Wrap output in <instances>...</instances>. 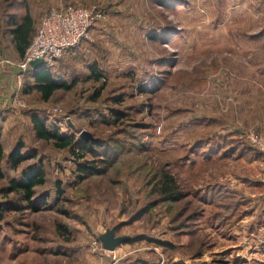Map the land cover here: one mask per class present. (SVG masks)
I'll return each instance as SVG.
<instances>
[{"label":"rangeland","instance_id":"374dc122","mask_svg":"<svg viewBox=\"0 0 264 264\" xmlns=\"http://www.w3.org/2000/svg\"><path fill=\"white\" fill-rule=\"evenodd\" d=\"M72 4L102 12L98 40L112 52L92 102L15 93L0 105L2 151L23 143L19 119L22 152L36 155L17 171L7 154L0 162V264H264V156L245 140L264 138V0H0V57L16 61L7 29L21 13L40 21ZM73 51L51 69L57 80L62 64L79 73ZM33 111L61 133L91 134L112 169L80 183L77 163L92 158L37 143ZM33 164L44 174L36 212L6 190ZM162 173L180 200L162 195ZM110 229L128 237L112 252L99 241Z\"/></svg>","mask_w":264,"mask_h":264},{"label":"trees","instance_id":"16d2710c","mask_svg":"<svg viewBox=\"0 0 264 264\" xmlns=\"http://www.w3.org/2000/svg\"><path fill=\"white\" fill-rule=\"evenodd\" d=\"M14 23V22H13ZM11 23V25L13 24ZM34 30L32 27V21L30 14L25 12L24 17L21 19L20 23H14V27L11 30V36L14 43V48L20 57H23L25 50L30 44V41L34 35ZM43 67L37 68L36 70H30L25 74L33 75L35 85L33 90H35L43 102H48L52 97L53 93L57 90L68 91L72 88V83H61L56 79V76L45 71ZM28 76V75H27ZM99 80V77H95ZM26 88V87H25ZM27 90V89H24ZM23 90V91H24ZM26 92V91H25ZM30 123L32 130L34 132L35 138L44 142H52L55 149L58 150H68L72 156L81 159L84 155L90 156L92 161L77 163V176L79 182H83L87 179L93 177H102L108 174L113 167V161H109L108 156L110 153H101L99 149L103 147L99 145L98 140H82L76 138L73 135H68L61 133L54 125L49 124L46 119H43L40 114L32 113L30 117ZM24 145L23 143H18L8 154H7V165L11 170L17 171L20 166L28 160H32L36 155H27L23 153ZM3 151L0 145V162L3 160ZM97 160L99 162H97ZM100 165V166H99ZM0 179H3V172L0 168ZM44 183V174L42 168L33 164L28 166L26 169L21 171V174L15 179L8 182L6 187L7 194L15 193L20 202H25L27 209L36 212L37 209L34 206V189L37 186H41ZM159 188L163 196H167L168 200H180L181 193H179L175 187L173 179L166 173H162L161 179L159 181ZM22 209L21 208H17ZM15 210V211H16ZM169 264H185L184 262H171ZM202 264H231L225 260H214L210 263ZM235 264V263H233Z\"/></svg>","mask_w":264,"mask_h":264},{"label":"built area","instance_id":"2783aa9c","mask_svg":"<svg viewBox=\"0 0 264 264\" xmlns=\"http://www.w3.org/2000/svg\"><path fill=\"white\" fill-rule=\"evenodd\" d=\"M102 18V12L96 7L86 8L72 4L51 8L40 19L23 57L18 61L1 59L0 70L4 66L16 67L20 71L21 83L23 74L31 70L29 65L33 61L41 60V67L47 70L54 69L62 57L78 47L84 39H88L90 31ZM15 104L19 107L25 106L19 99H16ZM58 113L59 109L53 108L47 114L54 117ZM245 140L250 147L264 156L262 136L249 133Z\"/></svg>","mask_w":264,"mask_h":264},{"label":"crops","instance_id":"0c3cea01","mask_svg":"<svg viewBox=\"0 0 264 264\" xmlns=\"http://www.w3.org/2000/svg\"><path fill=\"white\" fill-rule=\"evenodd\" d=\"M21 15V16H20ZM18 17L19 19L15 18V25L20 23L21 19L24 17L25 13H21ZM31 21H32V27L35 32L39 21L36 19V17H33L30 15ZM14 23L11 25L9 24L8 27V33L10 35V43L14 49L15 53V59L18 61L21 57L17 54L15 48H14V43L12 40L11 36V30L14 27ZM100 27H107V21L105 22H98L95 27L90 31L88 39H84L80 45L70 54V58L73 59V61L76 63V66L80 65L78 68L79 73H73L72 75L70 74V71L68 68H65L64 65L62 64L61 69L59 70L62 77L60 78L61 83H72L73 86L70 90L64 91V90H57L53 93L52 97L48 102H50L55 96L57 97H64V96H70V98L67 99H73L74 95L77 94L79 95V92L82 91L83 95L89 102L90 97L93 94L94 90L99 86V81L95 77H102V65H100L99 59H103L104 57L109 55L112 52V49L110 45H108V40L107 39H99L98 40V35H97V30ZM1 59H7L4 57H0ZM9 60V59H8ZM11 60V59H10ZM109 62V58L105 60ZM73 70V69H72ZM51 74H53L51 70H45ZM19 73L20 71L16 67H11V66H4L0 70V95H1V103L4 101L5 105L10 102V98L12 95L19 94L21 95L25 100L27 98H30L31 96L34 98H40V95L33 90V87L35 85V81L33 78V75H31V72L29 74H23V79L22 82L20 83V78H19ZM28 75V76H27ZM25 82H26V87L27 90L26 92L23 91L25 88ZM21 93V94H20ZM72 95V96H71ZM20 96V98H21ZM23 100V99H20ZM28 100V99H27ZM42 101V100H41ZM48 102H43L42 104H46ZM97 102V101H96ZM25 103V101H24ZM26 104V103H25ZM93 104V103H92ZM92 108V107H91ZM90 108V109H91ZM40 110V109H38ZM32 113H37L33 111ZM32 114L25 116L28 119L29 123V129L31 136L34 138V140L37 143L44 142L41 140H38L35 138L34 132L32 130V126L30 123V117ZM22 116V115H20ZM18 118V117H15ZM23 127L21 126V122L18 121L15 123V142L16 140H19L21 138V141L23 143L27 142L23 137H21L20 130H22ZM11 129V133L14 131ZM0 145H2V133L0 134ZM18 144V143H17ZM16 144V145H17ZM15 145V146H16ZM10 152V150H9ZM9 152L5 153L3 151V154H8Z\"/></svg>","mask_w":264,"mask_h":264},{"label":"water","instance_id":"95a60500","mask_svg":"<svg viewBox=\"0 0 264 264\" xmlns=\"http://www.w3.org/2000/svg\"><path fill=\"white\" fill-rule=\"evenodd\" d=\"M29 66L31 70H36L37 68H40L42 66V61L41 60L33 61L30 63ZM79 138L85 141L93 140V137L91 136V134H89L86 131H82ZM99 241L102 244L103 250L112 252L118 246L122 245L123 243H126L128 241V237H125V236L116 237L114 234V229H110V230H107L104 234L100 235Z\"/></svg>","mask_w":264,"mask_h":264}]
</instances>
